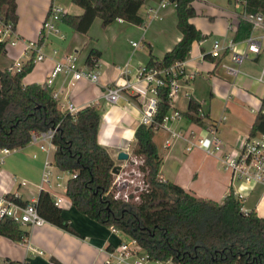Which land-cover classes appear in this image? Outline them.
<instances>
[{"label": "crops", "instance_id": "0c3cea01", "mask_svg": "<svg viewBox=\"0 0 264 264\" xmlns=\"http://www.w3.org/2000/svg\"><path fill=\"white\" fill-rule=\"evenodd\" d=\"M161 1L146 0L138 11L145 25V28H142L144 32L141 39L142 46L138 45L134 48L136 50L127 53L120 49L119 43L122 44L125 39L130 38L132 24L122 20L113 22L110 25L114 27L112 30L114 33L107 37L111 26H107L98 35L96 27L93 30L91 26L87 35H80L65 26L61 20L59 28L65 35V39L59 40L50 36L42 50L45 53L46 49L52 48L49 53L44 54L46 59L34 64L32 71L23 79L25 85L43 84L54 63L64 55L76 53L80 63L86 65L85 60L89 50L97 49L101 57L94 68L99 77L96 84L81 80L71 85L70 76L59 75L51 88L53 92L58 93V105H62V109H58L62 113L66 111L69 103L74 104L78 110L88 106L97 108L100 115L97 142L109 152L116 166L121 169L133 159L131 153H126L129 159L120 162L117 160V155L123 152L120 149L127 140H134L135 131L140 126L139 105L134 98L132 100L128 98L130 103L122 100L117 105H110L103 100V94L106 88L123 83L121 70L125 66L129 71L126 79L133 81L136 69L146 66L150 54L156 59H161L180 41L181 35L176 27L177 17L175 28L178 34L175 40L159 48V36L151 33L152 37H157L155 41L149 37V27L153 29V32L159 25L161 30H166L168 4L158 10L159 19L149 21L148 18L149 9L158 8ZM207 1L212 2L192 0L195 17L205 16L209 24L205 31H202L201 27L191 20V23L203 35V39L192 45L189 57L186 59L185 74L193 75V79H185L186 81L183 82L177 111L180 114L185 113L189 100H195L201 107L202 115L206 116L205 122L209 127H215L222 143V154L207 155L198 149L186 152L185 142L182 140L171 141L170 146L166 147L165 141L170 139V135L166 130L159 129L162 133L161 139L158 140L154 135L153 141L162 159L160 177L164 181L179 186L194 197L219 203L232 190L242 199L244 212H254L258 217L264 218V187L232 181L230 174L223 170L221 164L223 154L238 149L243 144L245 138L249 136L257 110L264 107V83L257 82L264 64V56L256 58L250 56L239 67L238 75H229L222 65L233 66L230 54L225 52L221 58L214 59L210 56V51L215 40L220 41L222 46H226L233 39L234 33L229 29V25L235 22L234 10L231 0H225L227 9L222 6L223 1L220 0L217 7L210 6L211 9L205 10L202 4ZM16 6L18 23L15 34L19 42L10 50L7 48L6 54L0 57V71L7 69L17 60L23 64L29 61L31 56L24 54L25 46L28 42L38 40L39 31L51 6L61 7L64 14L72 16H80L83 13L82 9L72 4L71 0H16ZM144 6L145 9L142 11ZM171 13L174 14V12ZM53 50L57 51L56 55L53 54ZM196 82L206 86L208 95L205 88L200 89ZM234 98L246 106L249 113L254 116L251 118L249 116L244 121L236 119L231 113V110L236 107L232 102ZM169 127L183 134L205 135L204 129L190 123L183 116L181 120L173 122ZM53 153L50 156L52 162ZM13 154L12 157L10 155L6 157L4 163L0 165V196L15 194L17 200L23 203L36 202L41 191V177L46 156L37 146L31 144L25 148L16 149ZM6 160L9 163L8 170L4 168ZM34 161H37L39 174H41L39 179L34 177L28 179L32 177V169L37 170ZM20 182H24L25 185L20 186ZM44 191L50 194L55 192L60 197L62 202L59 207L63 218L76 234L68 233L48 223L34 229L20 226L21 230L27 234L23 241L12 242L0 236V264H104V251L115 249L121 243V235L114 234L111 228L104 227L80 214L72 207L65 192L54 189L50 192L48 188H44Z\"/></svg>", "mask_w": 264, "mask_h": 264}, {"label": "trees", "instance_id": "16d2710c", "mask_svg": "<svg viewBox=\"0 0 264 264\" xmlns=\"http://www.w3.org/2000/svg\"><path fill=\"white\" fill-rule=\"evenodd\" d=\"M146 0H71L82 9L80 16L64 14L62 23L80 35H87L96 19L101 26L117 20L142 26L138 11ZM174 5L180 41L161 59L151 54L146 67L165 70L189 57L192 45L203 39L191 23L196 13L192 0H169ZM250 12L264 13V0H252ZM0 22L16 30L18 23L16 0H0ZM250 26L240 22L234 41L248 37ZM6 54V44L0 43V57ZM101 53L90 49L85 63L95 66ZM34 55L11 74L0 71V148H25L32 132H44L58 126L52 140L55 148L53 166L60 172L75 175L66 183L65 196L80 214L133 239L156 262L172 264H264V218L243 211V201L232 190L222 202L200 199L179 186L162 180V159L153 141L158 126L169 112V86L157 88V111L149 126L140 125L134 134L131 156L142 161L138 171L143 186L127 192L126 199L116 198L113 185L115 161L97 142L100 115L95 106H88L71 116L58 109L53 90L43 84H23L34 68ZM133 98H131L132 100ZM201 107L193 99L181 114L201 128L209 125L201 116ZM264 134V116L257 113L249 135ZM127 165H132L129 161ZM123 169L118 171V174ZM126 185L122 191L129 188ZM20 206L27 205L15 200ZM34 206L46 223L68 233L76 232L65 221L62 210L53 197L41 190ZM24 233L19 224L9 218L0 219V236L19 242Z\"/></svg>", "mask_w": 264, "mask_h": 264}, {"label": "built area", "instance_id": "2783aa9c", "mask_svg": "<svg viewBox=\"0 0 264 264\" xmlns=\"http://www.w3.org/2000/svg\"><path fill=\"white\" fill-rule=\"evenodd\" d=\"M250 1L252 0H231L235 22L229 25V29L235 34L240 22L248 24L250 26L248 37L237 42L232 39L226 46H222L220 41L215 40L210 51V56L214 59L221 58L222 54L225 52L230 54V60L233 66L224 64L222 66L231 76H236L240 73L239 67L244 61L248 60L250 56L255 58L262 55L264 56V13L260 11L250 12L248 10ZM169 3V0H162L158 8L149 9V21L159 19L160 15L158 14V10L163 9ZM63 15L64 10L61 7L51 6L39 31L38 40L26 44L24 54L29 55L28 57L34 55V64L43 62L46 59L42 50L45 42H47L50 36L58 38L59 40L65 39V35L59 28ZM142 28H145V25H143ZM12 38H14L15 41H11ZM18 42L19 38L16 36L15 31H12L10 27L3 26L0 22V43H5L7 49L9 46H16ZM132 46L134 48L138 47V45L134 43H132ZM53 54L56 55L57 51L53 50ZM23 65L24 64L20 60H17L10 65L7 70L9 73L15 74L22 69ZM95 67L96 65L93 66V68L82 65L76 53L66 54L54 63L44 83L47 87L51 88L57 76L65 75L70 76L71 85L81 80L96 84L99 77L94 70ZM185 67L186 60L175 63L168 69L160 71L149 69L146 66H140L135 71L134 80L130 81L126 79L129 76V71L127 66H125L121 70L123 83L106 88L103 94V100L107 104L117 105L122 100L130 103L128 98H134L139 105V125L149 126L153 123L157 111V88L168 85L169 112L162 124L158 126V129H164L170 135V139L165 141V146H170L171 141L182 140L185 142L186 152H192L198 149L207 155H220L222 154V143L217 136L215 127L202 128L205 130V135H196L194 133L183 134L169 127L173 122L181 120L182 116L180 112L177 111V104L183 88V82L193 79V75L188 76L185 74ZM257 82L264 83V64L257 78ZM52 95L54 99H58V93L53 92ZM78 111V108L72 103H69L66 108V112L71 116L75 115ZM257 113H261L264 116V107L262 106L257 110ZM200 114L203 116L201 112ZM57 129L58 126H55L44 132H32L29 144L37 146L46 156L43 164L40 189L44 190V188H48L50 192L52 189L65 192L67 181L63 183V177L61 176L65 172H55L56 169L50 158L55 150L52 140ZM133 141L127 140L126 144L120 150L128 154L131 153ZM14 151L15 150L8 148H0V165H2L5 158ZM221 164L223 170L230 174L232 181L242 184L261 185L264 187V134L247 136L238 149L227 152L221 156ZM68 175L67 180L75 178V175ZM116 175L118 176L119 174L117 173ZM19 185L24 186L25 183L20 182ZM126 185L123 188H125ZM118 192H120V189ZM51 193L54 204L59 206L62 202L60 197H58L55 192ZM126 195L127 194L122 195L121 198L126 199ZM116 198L120 197L118 196ZM16 199L17 197L15 194L0 196V219L9 218L19 224V226H27L31 229L39 228L47 224L38 214L34 206L35 202L20 206L15 202ZM111 230L114 234L123 235L116 229ZM25 238L26 237L23 236L21 240L23 241ZM104 254V264L171 263L170 261L156 262L150 260L137 242L130 238L128 242H121L115 249L104 251Z\"/></svg>", "mask_w": 264, "mask_h": 264}, {"label": "rangeland", "instance_id": "374dc122", "mask_svg": "<svg viewBox=\"0 0 264 264\" xmlns=\"http://www.w3.org/2000/svg\"><path fill=\"white\" fill-rule=\"evenodd\" d=\"M210 1H212V2L210 3L209 1H207L205 4H202V8L205 10H209V9H211L210 6L217 7L220 0H210ZM222 1H223L222 6L225 7V9H227V5L225 3V0H222ZM144 9H145V6L143 7L142 11ZM166 12H168L166 22H165L166 30H164V31L161 30L160 25H159V27L155 28L154 32H153V29L152 28L150 29V27H149V32H148V33H150V36H149L150 39L152 37V34L154 36H156V35L159 36V40H158L159 48H163L166 43L170 42L171 40H175V38L178 34V32L175 28L176 15H175L174 5L169 3ZM171 12H174V14H172ZM193 19H192V21L194 23H196L197 25H199L201 27L202 31H205L206 27L209 24V20L205 16H202V15L196 16ZM92 26H93V30L96 27L97 35L106 29V28L105 29L102 28L101 21L99 19H97L96 22L94 24H92ZM109 26H111V27H109V29H108L109 31L107 33V37H110L111 33H114L112 31L114 29V27L112 25H109ZM131 28H132V31L129 33L130 38L125 39L122 42V44L119 43L120 49L122 51H125L126 53L131 52V50L132 51L136 50V49H134V47H132V43L139 45V46H142L141 39H142V36L144 33L142 30V26L131 25ZM160 33H163V34H160ZM152 38H153V41H155L157 37H155V38L152 37ZM11 41H15V39L12 38ZM153 47H155V46L153 45ZM7 48L9 50L12 49L11 46H9ZM51 49H52L51 47L46 49L45 53L46 54L49 53L51 51ZM81 59H82V57H81ZM9 67L10 66H8L7 68H9ZM196 85L199 86L200 89L205 88V92L208 95L206 86L204 87V85L202 83L198 84V82H196ZM232 102H233V104L236 105V107H234L233 110H231V113L235 116L236 119H238L240 121H244L247 119V117L250 116V118H251L252 116H254L253 114L249 113L248 108L246 106H244L243 104L236 101L235 98L233 99ZM58 108L62 109V105H58ZM161 134L162 133L159 130L156 131L155 136H156V138H158V140L161 139ZM10 156L12 157V156H14V154L12 153ZM7 160H9V159H7ZM7 160L5 161L6 164H5L4 168L8 170L9 163H7ZM34 164L37 166V170L32 169V177H29L28 179H33V177H34V179L35 178L39 179V176L41 174V173L39 174V168H38L39 165L37 164V161H34ZM141 164H142L141 160L133 158L132 159V165H127L123 169V172H121L118 176L114 175V183L113 184L116 185V188L118 190L120 189V192L115 193L116 197H118V196L121 197L124 194H128L127 192H133V191H131L132 189H135V188L141 189L142 188V186H143L142 175L137 169L138 166H140ZM61 176L63 177V183H64L67 181L69 175H68V173H64ZM126 184H129L130 189L126 188L125 191H122V188ZM133 193L135 194V192H133ZM120 238H121V242H128L129 241V238L124 236V235L120 236Z\"/></svg>", "mask_w": 264, "mask_h": 264}, {"label": "water", "instance_id": "95a60500", "mask_svg": "<svg viewBox=\"0 0 264 264\" xmlns=\"http://www.w3.org/2000/svg\"><path fill=\"white\" fill-rule=\"evenodd\" d=\"M129 159V156L128 154L124 153V152H120L118 155H117V160L120 161V162H125ZM120 170V167L119 166H115L112 170V174L113 175H116L118 173V171Z\"/></svg>", "mask_w": 264, "mask_h": 264}]
</instances>
